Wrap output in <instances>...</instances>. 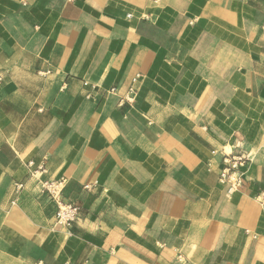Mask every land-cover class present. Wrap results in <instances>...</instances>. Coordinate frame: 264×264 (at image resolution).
<instances>
[{
	"label": "crops",
	"instance_id": "crops-1",
	"mask_svg": "<svg viewBox=\"0 0 264 264\" xmlns=\"http://www.w3.org/2000/svg\"><path fill=\"white\" fill-rule=\"evenodd\" d=\"M263 207L264 0H0V264H264Z\"/></svg>",
	"mask_w": 264,
	"mask_h": 264
},
{
	"label": "built area",
	"instance_id": "built-area-1",
	"mask_svg": "<svg viewBox=\"0 0 264 264\" xmlns=\"http://www.w3.org/2000/svg\"><path fill=\"white\" fill-rule=\"evenodd\" d=\"M112 92H115V89H113ZM133 93L134 91H130L129 94L122 99V103H131L133 101ZM251 163L252 157L248 152L224 153L222 167L219 172V183L227 188L228 195H232L244 188L245 177ZM27 166L30 171L31 179L36 180L35 183L38 194L48 196L57 207L55 224L68 229L78 223L81 220L82 209L78 205L64 201L63 191L65 188V181L63 179L58 181H42L40 180V175L44 173V169L39 167L37 170H34V163L32 162L28 163ZM84 188L87 191L92 190L91 186H85ZM24 189V184H15V193L17 195ZM13 204L15 205V202Z\"/></svg>",
	"mask_w": 264,
	"mask_h": 264
}]
</instances>
